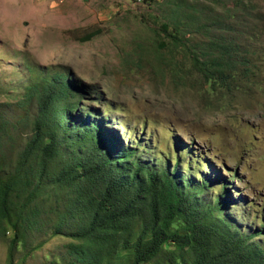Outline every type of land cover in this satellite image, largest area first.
Returning a JSON list of instances; mask_svg holds the SVG:
<instances>
[{
	"label": "trees",
	"instance_id": "16d2710c",
	"mask_svg": "<svg viewBox=\"0 0 264 264\" xmlns=\"http://www.w3.org/2000/svg\"><path fill=\"white\" fill-rule=\"evenodd\" d=\"M132 1L155 8L141 20L156 73L176 85L198 82L209 109L213 97L229 110L235 92L264 99L256 0ZM22 65L0 83V240L8 264H23L16 253L27 256L55 237L71 240L47 251L46 264H264L263 228L231 224L218 211L229 204L221 196L197 197L187 180L181 185L163 165L133 155L107 116L92 115L84 102L93 95L71 85L64 66ZM82 109L85 120L76 119Z\"/></svg>",
	"mask_w": 264,
	"mask_h": 264
},
{
	"label": "rangeland",
	"instance_id": "374dc122",
	"mask_svg": "<svg viewBox=\"0 0 264 264\" xmlns=\"http://www.w3.org/2000/svg\"><path fill=\"white\" fill-rule=\"evenodd\" d=\"M256 1L264 12V0ZM151 10L132 0H0V83L26 60L64 66L70 84L93 95L84 102L92 115L107 116L123 144L184 180L193 178L194 187L210 198L226 186L221 195L229 205L220 213L244 230L259 226L264 232L263 97L246 95L229 110L213 105L212 97L209 109L198 82L176 85L156 73V61L147 63L143 50L151 39L141 15ZM98 29L92 39H81ZM85 111L75 110L76 119L85 120ZM201 174L215 179L200 186ZM70 240L55 237L27 256L16 253L14 261L46 264L45 253ZM257 240L264 247V234ZM7 245L0 240V264H8Z\"/></svg>",
	"mask_w": 264,
	"mask_h": 264
},
{
	"label": "clouds",
	"instance_id": "9594fccd",
	"mask_svg": "<svg viewBox=\"0 0 264 264\" xmlns=\"http://www.w3.org/2000/svg\"><path fill=\"white\" fill-rule=\"evenodd\" d=\"M259 5V4H258ZM260 8V7H259ZM261 9V8H260ZM262 10V9H261ZM259 19L256 21V23H257V27H258V29H261V28H263L264 26H261L263 23H264V12L262 11V15L261 16H259L258 17ZM263 36H264V32H263ZM231 92H234V91H231ZM244 93V92H243ZM246 95H250V93H244V94H241V93H238V92H235V102H237L238 100H239V98H242V97H245ZM264 105V104H263ZM80 109V108H79ZM83 115H84V112H83V109H82V112H81ZM123 141V140H122ZM125 145V144H124ZM127 146V145H126ZM132 147V146H131ZM134 148V147H133ZM135 149H137V151H136V153L137 154H135V152L133 153V155H142V158H143V154L141 153V152H139L140 150L138 149V148H135ZM127 161L130 163L131 161L130 160H128L127 159ZM179 165V164H178ZM183 169L185 170V173H187V172H189L190 173V171L188 170V168H185V167H183ZM192 173H193V171H192ZM173 174V173H172ZM176 177H177V179H179L180 180V182H181V185H182V183H184V178L182 179V176H181V174L178 172L177 174H174ZM201 176V178H203V181H201V183L199 184L200 186H204V185H206V184H208L209 182H211V181H213L212 179H213V177H211V176H204L203 174H201L200 175ZM221 177H223V175H221ZM191 179H193V178H190V179H188L187 180V185L186 186H188L189 185V187L190 188H192L195 192H198V194L196 195L197 197H199V196H201L203 199H205V198H208V199H211V200H213V199H216V198H218V197H215V198H210L209 196H207V195H204L205 194V192L203 191V189H196L195 187H194V185H193V182H191V181H189V180H191ZM185 186V187H186ZM221 187H222V190H218L217 192H220V194L218 195V196H221L223 199H224V201H226V202H228V200H229V197L226 195V194H224V195H221L222 193H227L226 191V186H224V185H221ZM217 196V195H216ZM227 199V200H226ZM229 205V204H228ZM221 208H223L222 207V205H221V207H219L218 209V211L220 212V210H221ZM221 214V213H220ZM221 215H223V214H221ZM247 215H249V214H247ZM263 222L264 221H262V224H263ZM261 224V225H262Z\"/></svg>",
	"mask_w": 264,
	"mask_h": 264
},
{
	"label": "bare ground",
	"instance_id": "6f19581e",
	"mask_svg": "<svg viewBox=\"0 0 264 264\" xmlns=\"http://www.w3.org/2000/svg\"><path fill=\"white\" fill-rule=\"evenodd\" d=\"M245 216H247V214H244Z\"/></svg>",
	"mask_w": 264,
	"mask_h": 264
},
{
	"label": "water",
	"instance_id": "95a60500",
	"mask_svg": "<svg viewBox=\"0 0 264 264\" xmlns=\"http://www.w3.org/2000/svg\"><path fill=\"white\" fill-rule=\"evenodd\" d=\"M215 178H213L212 180H214Z\"/></svg>",
	"mask_w": 264,
	"mask_h": 264
}]
</instances>
